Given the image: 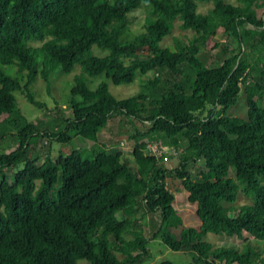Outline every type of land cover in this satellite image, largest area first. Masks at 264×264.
I'll return each instance as SVG.
<instances>
[{
  "label": "trees",
  "instance_id": "16d2710c",
  "mask_svg": "<svg viewBox=\"0 0 264 264\" xmlns=\"http://www.w3.org/2000/svg\"><path fill=\"white\" fill-rule=\"evenodd\" d=\"M206 2L204 11L197 9ZM142 4L147 13L139 30L121 43L127 14ZM176 19L193 33L187 40L174 36L169 48L161 42ZM217 29L226 37L204 48ZM92 45L108 53L93 54ZM263 58L264 0H0V116L18 113L15 90L42 107L29 83L40 74L49 90L54 68L79 65L70 94L81 98L68 103L70 115L58 131H41L21 116L17 145L0 151V264H141L149 253L146 237L132 226L139 194L160 216L151 237L171 250L193 251L188 264H264L254 248L205 239L248 234L264 242V77L252 75L264 70ZM9 63L24 74L5 71ZM148 71L156 74L146 77V89L122 99L104 79L94 89L85 83V76L101 73L113 84L131 82ZM241 85L245 116L227 108ZM113 113L146 127L130 135L131 159L104 144L90 156L72 148L39 163L30 157L31 137L96 142ZM182 140L188 152L173 169L143 149L147 142ZM189 161H200L198 183ZM171 171L196 204L197 225L181 224L166 182ZM239 190L251 200L234 204Z\"/></svg>",
  "mask_w": 264,
  "mask_h": 264
},
{
  "label": "rangeland",
  "instance_id": "374dc122",
  "mask_svg": "<svg viewBox=\"0 0 264 264\" xmlns=\"http://www.w3.org/2000/svg\"><path fill=\"white\" fill-rule=\"evenodd\" d=\"M232 3H238L239 0H225ZM211 2L198 3L197 9L204 11ZM257 14H260L261 8H257ZM147 13L146 6L144 4L135 8L127 14L126 26L120 31L119 40L121 43L127 42L131 39L133 34L137 32L143 22V17ZM179 20L174 21L173 28L169 34L164 36L161 44L169 48L173 47L174 36L180 37L183 40H187L193 33L190 29H182L178 26ZM226 37L225 32L221 29H217L215 34L211 35L207 40L204 48H210L215 41L223 40ZM40 41H29L31 45H38ZM217 49L211 50L213 54ZM93 54L105 55L108 53L107 49L99 48L92 45ZM264 62V58H263ZM2 68L12 75L21 76L24 71H19L14 64L2 65ZM80 71L79 65L74 64L68 71H63L60 68H54L49 73L50 88L46 89V82L40 74L29 83V89L33 94L34 99L43 103L42 107H36L26 100L24 94L15 90L13 93L16 98V105L19 109L17 114L8 115L2 114L0 116V151L9 152L15 148L18 139L16 134L20 127L25 122H33L38 125L39 130L50 129L58 131L63 127L61 120L63 115H70V108L68 103L71 100L79 101L81 98L78 95H71L70 90L74 85L73 76ZM156 74L155 71H148L146 75H140L138 72L133 81L122 82L119 84H113L109 79H106L103 73L94 76H85L86 85L94 89L101 80L107 82V88L110 94L116 99H122L131 97L141 90H145L144 81L146 77H152ZM252 75H263L264 70L252 71ZM57 103V104H56ZM264 104V99L261 102ZM228 113L245 116L246 102L245 94L243 92V85L240 86V90L232 97L227 104ZM53 109H57L53 110ZM21 116L26 119L24 122ZM9 117L10 122H5L2 119ZM137 129L139 131H145L146 127L141 126L139 123L131 120L130 117H126L119 113H113L107 118L106 123L98 132L96 142L83 138L80 136H73L66 142H59L49 140L46 136L42 138L31 137L28 139L29 155L36 162H41L45 156H50L52 159L56 158L60 153H65L72 148H79L84 152V155L90 156L92 154L91 148L94 145L104 144L107 150H120L122 152L123 159H131V148L133 145V139L130 135ZM139 136V135H138ZM148 143V142H147ZM177 147V154L170 156L167 159H160L158 161L162 163V167L173 169L181 160L182 155L188 152L185 145V140L181 141V145H175ZM97 147V146H96ZM200 161L189 163L186 168L190 171L191 177L195 182L198 181V174L200 171ZM230 173H233L231 169ZM166 182L168 188L173 192L174 198L172 203L181 217V224L185 225H197L199 220L195 214L196 204L189 202L186 199L187 192L182 187L180 178L175 174V171H171L166 176ZM198 183V182H197ZM136 206L133 211L132 226L140 229V235L146 237V247L149 256L143 260L141 264H155L162 260H170L174 264H188L191 257L194 255L193 251L185 250H171L168 248L159 237L152 238V233L161 224L158 211L149 210L141 197V194L135 197ZM251 198L245 195L241 190L238 191L234 204H240L250 201ZM126 237H132L127 234ZM205 239L213 241L215 244H221L223 246H232L235 249H240L245 246L254 248L260 258H264V242L253 236L245 234L242 238L228 237L224 235H214L208 233ZM76 264H88L85 259H77Z\"/></svg>",
  "mask_w": 264,
  "mask_h": 264
},
{
  "label": "built area",
  "instance_id": "2783aa9c",
  "mask_svg": "<svg viewBox=\"0 0 264 264\" xmlns=\"http://www.w3.org/2000/svg\"><path fill=\"white\" fill-rule=\"evenodd\" d=\"M150 155H153L157 160L158 159H167L170 156L177 154V147L174 145L168 144H157L155 142H148L143 147Z\"/></svg>",
  "mask_w": 264,
  "mask_h": 264
}]
</instances>
